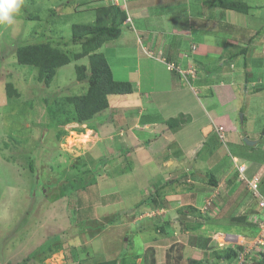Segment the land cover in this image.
<instances>
[{
    "label": "rangeland",
    "instance_id": "1",
    "mask_svg": "<svg viewBox=\"0 0 264 264\" xmlns=\"http://www.w3.org/2000/svg\"><path fill=\"white\" fill-rule=\"evenodd\" d=\"M209 1L122 0L121 8H125L128 15L121 28L124 34L104 44L98 52L105 55L114 79L131 82L133 94L136 92L138 97L136 94L110 97V108L85 124L60 109H70L66 105L68 97L87 92L89 86L78 81L76 67L89 66V58L73 59L69 65L58 69L51 85L47 86L39 81L38 69L19 64L16 51L21 45L50 42L74 57L82 49L70 43L73 26L94 23L97 9L109 6L107 1L24 0L18 22L13 26H0V264H102L110 261L147 264L145 257L150 256L151 248L155 249V264H170L167 254L172 246L173 257H178L179 264L191 261L257 264L251 257L260 253L256 243L261 240L256 239H263L262 230L253 240L248 237L250 222L245 227L231 218L244 219L254 213L250 219L254 222L264 213L258 204L259 197L249 190V181L264 180V0H243L253 7L249 14L221 10L216 4L214 7L208 4ZM142 6L147 9V16H138V8ZM198 20L202 26L204 20H209L210 29L201 27L200 31L207 34L203 43L210 44V50H221L215 41L225 43L221 58L216 59L214 54L202 61L199 72H196L198 64L193 68L195 72H185L160 58L167 71L165 65L151 61L158 57L148 43L145 42L144 47L138 40L142 37V27L151 28L153 30L147 34L161 38L165 52L170 53L173 47L178 57L176 44L185 48L187 43L200 39L195 35L197 31L186 33L194 23V29L199 28ZM242 48H247L246 56L230 59L229 56ZM139 50L144 52L143 58L150 59L142 61L140 75L135 59L139 62L136 54ZM221 61L227 66H238V61L254 62L255 70L249 74L250 92L246 93L242 84L241 91H237L241 92L245 103L240 120L243 118L244 122L252 116V127L256 126L255 141L247 139L255 143L252 148L255 154L251 156L249 147L236 150L231 134L225 137V128L216 123L211 127L213 132L207 133L208 143H204L205 139L203 143L199 140L201 148H197L195 159L194 141L199 139L200 129L208 122L214 124L210 116L204 117L209 101L202 98L209 94L211 85L204 92L199 90V82L203 80L202 84L208 85L207 72L216 69ZM174 70L181 73L177 90L172 87L178 83V76L169 74ZM217 75L212 73L211 80L218 81L221 77ZM224 76L231 81L239 74ZM139 77L143 82L140 85L137 84ZM243 79L242 75L239 81ZM153 85L152 94L147 89ZM9 86L15 91L12 97L7 92ZM254 87L263 90L256 91ZM250 93L251 99H246ZM127 98H130L129 105L124 101ZM152 98L161 110L147 114L154 107ZM140 106L148 109L142 117L136 110L129 112ZM175 117L181 119L180 128L167 131V121ZM150 120L159 127L157 132L151 129L150 133L158 135L165 130L163 138H167V143L149 151L140 150L134 146L142 143L144 126ZM216 132L224 138H218L220 145L208 148L217 137ZM84 134L89 138L86 142L79 137ZM186 148L192 151L188 157L184 152ZM161 152L169 155L162 158ZM32 159L36 161L35 170L31 169ZM168 161L172 164L164 171L160 164ZM201 166L207 169L201 170ZM180 170L189 176L195 171V178L190 179L199 184L210 171L218 178L229 173L228 178L235 183L230 185V180L224 176L217 188L209 187L210 191L190 195L193 182L179 177ZM166 172L179 178L169 182L175 186L173 190L169 185L167 191H159V194L172 192L173 195L159 197L154 205L141 204L144 199L151 201L155 196L157 188L164 184L162 177ZM194 207L200 209L203 216H199ZM193 221H202L203 227L197 231L186 230ZM166 222L169 224H164ZM158 224H163L165 231L158 232L155 228ZM207 238L214 239L222 249L236 247L240 258L235 257L231 262L217 261L205 248ZM59 243L61 248L56 249Z\"/></svg>",
    "mask_w": 264,
    "mask_h": 264
},
{
    "label": "trees",
    "instance_id": "2",
    "mask_svg": "<svg viewBox=\"0 0 264 264\" xmlns=\"http://www.w3.org/2000/svg\"><path fill=\"white\" fill-rule=\"evenodd\" d=\"M208 4H210L213 7L216 4L215 6L221 10H230L243 14H249L250 10H252L253 8L246 1L243 0H221V1L210 0ZM97 11H98L97 19L94 23L75 24L73 26L72 28L73 32H72V37L70 39V43L73 45H80L82 49V51L80 53H76L74 57H71L68 52H65L62 49L54 47L50 42H37L34 44L21 45L18 47L16 51L19 64H21L22 66L34 67L38 69L39 81L41 83L46 84L47 86L51 85L52 81L54 80L57 74L58 69L69 65L73 59L81 60L86 57L89 58L90 61L89 66L78 65L76 67L78 81L86 82L87 85L89 86L87 92L80 96L68 97L66 99L67 102L66 105H69L70 109H65V110L64 109L62 110V108L60 109V111H63L65 114L70 113L74 115V119H76V121L79 122L80 124H85L86 122L92 121L99 114L109 109L110 96H128L133 94V90H134L131 82L117 81L114 79L111 67L105 55L98 52L99 49H101L103 45L106 44L107 42L117 40L121 37L122 35L121 28L123 24L127 21L128 15L126 11L121 7H115L113 5L104 6L102 8L100 6L97 9ZM198 21L200 23V25L198 23L199 25L198 29H201V27H203V29L206 30L210 29L207 26V21L209 20L207 21L204 20L203 26L201 21L200 20ZM194 27H195V23L192 24L189 29H193L194 31H196L197 29H194ZM246 49L247 48H242L239 52L242 53L245 51L244 54H247ZM239 52L233 54V56H231L230 59L236 58L237 56L241 55L239 54ZM219 69H221V65L214 70L211 71L209 70L210 75L212 73H217ZM173 72L181 75V73L175 70ZM248 77L249 75L246 74L245 78ZM209 78L210 76L208 77V79ZM7 92L10 97H12L13 93L15 94L14 89L12 90L10 86L7 89ZM210 94L211 93H209L208 96H210ZM180 120L181 119L178 118H170L167 121L168 127L173 131H177L181 125ZM245 121L246 119L244 120V125H245ZM241 131L242 132L244 131L243 134L246 135L245 127L244 128L242 127ZM215 135H217V137L213 138L212 143L211 145H208V148L216 146L217 143L220 145V142L218 140L220 135L218 133ZM124 154L125 153H121L122 156H125ZM112 158H114V156H112ZM30 164H31V169L35 170L34 167L36 165V161L32 159ZM236 174L234 176H236ZM83 177L84 176H82V179H84ZM219 179L220 178L217 177V174L215 175L213 172L210 171L205 176L204 184L207 185L208 188L209 187L217 188L220 181ZM260 180L261 183L259 181L258 186L261 195H264V180L263 179ZM243 182L247 183L248 180ZM233 183L235 182L233 181L232 184ZM209 190L211 189L209 188ZM159 191L160 190L156 191V195L152 197L151 201H149V199L146 198L141 202V204L146 206L150 204L152 205L157 204L159 197L164 198V196H161L159 194ZM41 194L43 197L45 196V193L43 194V190L41 191ZM193 209L195 210V212L198 213L199 216H203L201 214L200 209H197L195 207ZM252 217H254V213L245 216L244 219L241 218L239 219L238 217L233 216L231 220L240 221L239 223L242 222L243 226L245 227L246 224L250 222L248 229V231L250 230V232L248 237L254 239V237H256L260 231L259 222L261 220L257 219V221L251 222L250 219ZM164 224H169V223L166 222ZM202 227H203L202 221H193L191 223V226L190 225L187 226L186 230L197 231ZM155 228L157 229L158 232L165 231V227L163 224L162 225L158 224ZM212 240L210 238H207L205 240L206 242L205 248H208L210 250L211 256L213 254L217 261L226 259L231 262V260H233L235 257L238 259L240 258V251H238L236 247L231 246L222 249V247L220 248V246L217 245L214 239ZM61 245H62L61 243L57 244L56 249H60ZM173 250L174 247L172 246L170 253L167 254V260H168L167 262L170 264H179L178 257L177 258L173 257L172 254ZM149 251H150V256H148L147 258L145 257V262L147 264H155L156 263L154 259L155 255H153L155 249L151 248ZM254 255L255 256L251 258H253V260L256 261L257 264H264L263 251H260L259 254L256 253ZM259 257H262L261 260H259ZM203 263L205 264V261L202 262V264ZM102 264H117V262L110 261ZM190 264H200V263H198L197 261H191Z\"/></svg>",
    "mask_w": 264,
    "mask_h": 264
},
{
    "label": "crops",
    "instance_id": "3",
    "mask_svg": "<svg viewBox=\"0 0 264 264\" xmlns=\"http://www.w3.org/2000/svg\"><path fill=\"white\" fill-rule=\"evenodd\" d=\"M147 9H145L144 6H142L141 8H138V16L140 15L141 17H143L144 15L147 16ZM131 17H129L130 19ZM201 20V19H200ZM131 21L133 22V20L131 19ZM153 29H147L146 27H142V29L140 30V34L142 35V37H139L138 40L140 39L142 42H143V46L145 45V42L148 43L149 47L151 49H153V51L155 52V55L158 57L157 59H153L151 58L152 60L151 61H158L160 64L162 65H165L161 59H165L166 62L169 64V65H174V67H178L180 68L181 70L185 71V72H192L194 71V66L195 64H198V71L196 72H199V70H201V67H203V65L201 64H204L202 61L204 60H207V59H210V57H212L214 54L216 56V59H220L221 58V50L224 51V47H225V43L223 42H219V41H215V45L217 44L218 46L221 47V50L219 51H215L214 48H213V51L210 50V48L212 47L210 44H205L203 43V39H205L206 37V33H204L205 31L204 30H201L200 29H197L196 31L198 33H195L194 30L192 29H189L186 33H195V35H198L200 39H198L195 43L194 41H192L193 43L189 44L187 43L186 47L183 48L181 45H177L176 46L178 47L179 49V52H178V57H176V54L174 52V48L171 47V51L170 53H166L165 52V48L163 49V45H162V41L161 38L157 39V37L153 36L152 34L151 35H148V31H152ZM151 33V32H150ZM186 33H183V34H186ZM124 34V31H122V35ZM121 35V36H122ZM165 35V34H163ZM179 35V33L177 34ZM187 35V34H186ZM229 36V35H227ZM182 40H179V42H181ZM160 42V44H159ZM233 41H228L229 44H231ZM151 43V44H149ZM182 43V42H181ZM249 44V43H248ZM171 44H169L170 46ZM160 46V47H159ZM162 46V47H161ZM191 46V47H190ZM145 47V46H144ZM188 47L190 48V51H187L188 50ZM184 49V50H183ZM191 49H194V50H191ZM178 51V50H177ZM216 52H219V53H216ZM245 52V51H244ZM244 52H239V54H241L240 56H246V54H244ZM249 52V51H248ZM144 52H142L141 50H139L138 53H136L138 55V58H139V62L137 60V58L135 57L136 59V65H137V73H139L140 75V72H141V65H142V61H150V59L148 60L147 58H143ZM247 53V52H246ZM187 55L189 57H187ZM155 56V57H156ZM121 57H124L122 55H120V58ZM231 57V56H229ZM119 58V59H120ZM161 58V59H160ZM237 58V57H236ZM234 58V59H236ZM243 58V57H242ZM195 59V60H194ZM224 60V59H222ZM238 60V59H237ZM181 61V62H180ZM120 63H124V61H119ZM224 61H221V63L218 65L220 66L221 65V69L218 70L217 74L221 77L220 80L217 81V79H212L211 80V77L208 79V82L209 84L205 85V84H202V81L203 80H200L199 82V90L201 91H204L209 87V85H211V91L209 93L210 96L207 95H203L202 98L205 100V101H209L208 105H206L205 109L207 110V113L206 115H204V117H206L207 115L211 117L212 119V122L214 124H211L210 122H208L207 124H204L203 127L200 129V134H199V139L195 140L194 143L196 144L195 146V156L194 158L197 156V153L199 152V150L197 151V148L199 149L200 145L198 144L199 140L201 139L202 140V143H203V139H205V144H207V140H206V137H208L207 133L209 134V132H213V130L211 131V127L213 125H215L216 123L219 124L218 126H223L225 129H223L225 132L224 135L225 137H227V133L231 134V140L233 141L234 144H232L233 146L237 147L236 150H239L240 148L243 149L244 147L248 148L249 151H250V154L251 156L253 157L255 152L252 151V148L255 146H251V145H247L245 142H244V139H254L253 138V133H257L256 132V126L255 127H252V122H253V118L252 116L246 118V121H245V125H244V122L242 121V119L240 120V115H244L243 114V111L244 108H245V103H244V100L242 98V96L240 95L241 92H238L237 90L241 91V86L243 85V87L245 88V91L246 93L247 92H250V88H249V77L248 78H245L246 74L249 75L251 74L250 72H254L255 70V65H254V62L247 64L245 61L244 62H240L238 61V66L235 65V64H232L231 66H227V65H223ZM110 65V64H109ZM155 64L152 63V67H154ZM250 65H253V66H250ZM147 66L148 67H151L150 64L147 63ZM227 66V67H226ZM111 67V66H110ZM165 68H166V65H165ZM238 68V69H236ZM167 70V68H166ZM213 70V69H212ZM236 70V71H235ZM260 70V68L258 69ZM168 71V70H167ZM211 71V70H210ZM170 72V71H169ZM179 72V71H178ZM195 72V71H194ZM242 72V73H241ZM180 73V72H179ZM239 74V76L235 77V79L229 81L227 77H225L224 75L230 77L231 75L233 76H236V74ZM170 75L174 74L173 76L177 77L178 76V83L175 84L172 89L173 90H177L179 89V82L181 81V75H179L178 73H174V72H170L169 73ZM206 74V73H205ZM207 75L208 77L210 76V72L208 71L207 72ZM217 75V76H218ZM243 75V82L242 81H239L240 78L242 77ZM211 80V82H210ZM139 81L137 84L140 85L142 82V78L139 77V79L137 80ZM136 81V82H137ZM207 81V80H206ZM220 81V82H219ZM211 83V84H210ZM242 84V85H241ZM135 86V84H134ZM236 87H239L238 89H236ZM254 89H256V91H260V90H263L261 88H257V87H254ZM147 90H150L152 92V94L154 93V90H155V85H153V88L150 87V89H147ZM210 90V89H209ZM253 92V91H252ZM196 93V92H195ZM136 94V95H135ZM135 94H131V96L135 95L136 97L137 96V93L135 92ZM198 95V93H196ZM239 95L241 96V98L239 99ZM251 95L252 93L248 94V96H246V99H251ZM130 96V95H129ZM199 96V95H198ZM112 97V96H110ZM151 97L154 98V95H152ZM131 98V97H130ZM130 98H127V99H124V101L126 100L128 105L130 104ZM141 98V97H140ZM153 98H152V105L154 106L153 109H150L148 111V109L146 110L145 107L143 106H140L138 109H129V112H133L136 110V113L138 112V114H140L142 117V114L146 112L147 114H150L152 113H155L156 111L160 112L161 108L155 106V104L153 103ZM245 98V97H244ZM110 99V98H109ZM200 99V98H199ZM137 100V99H136ZM239 100V101H238ZM237 101H238V104H237ZM149 101H145L144 103H147ZM125 103H124V106H125ZM137 103V102H136ZM151 104V103H149ZM127 105V106H128ZM139 105H143V103H139ZM147 106V104H146ZM242 106V107H241ZM124 108V107H123ZM150 108V107H149ZM125 110H127L125 108ZM145 111V112H144ZM226 111H228V113H226ZM181 112V111H180ZM179 112V113H180ZM161 114V113H159ZM174 117V116H173ZM255 117V116H253ZM176 118V117H175ZM137 119V118H136ZM238 120L240 121V123H238ZM255 120V119H254ZM136 121V120H135ZM134 121V122H135ZM133 122V123H134ZM140 121H136V123L138 124ZM132 123V122H131ZM141 123V122H140ZM251 124V126L249 127V125ZM235 125H237V129L235 128ZM240 125V126H238ZM136 126V125H135ZM145 131H144V135H143V139L142 143H135L137 145H135L134 147H138L140 150H145L147 149L148 151L150 149H154L155 147H160L159 145H163V143H167L165 142L167 140V138H163V133H165L166 131L164 130L163 132L161 131V133H159L158 135H153L154 133H150L151 129L153 131L159 129L158 125L155 123V122H148V124H146L145 126ZM168 127V126H167ZM242 127L244 128L245 127V132H246V135L243 134V132L241 131L242 130ZM132 128V127H131ZM167 131H170V128L168 127L167 128ZM173 131V130H171ZM178 131V130H177ZM148 133H150L151 135H149ZM176 133V132H175ZM217 133V132H216ZM250 133V134H249ZM160 134L162 136H160ZM165 136V135H164ZM220 137V136H219ZM151 138V139H150ZM224 138V136H223ZM221 139V138H220ZM226 139V138H225ZM262 139V138H261ZM255 141V139L253 140ZM258 141V140H256ZM138 142V141H137ZM221 144V143H220ZM246 144V146H245ZM145 147L144 149L143 148H140V147ZM182 148H185V147H182ZM201 148V147H200ZM187 151H184L185 152V156L187 155V157L192 153L191 151V148L189 150V148H186ZM256 149V148H255ZM256 151V150H255ZM147 152V151H146ZM183 152V153H184ZM163 152H161L162 154ZM168 153V151H167ZM167 155L169 154H166L165 152L162 154V158L166 157ZM158 156V152L156 153V155H154V158ZM161 158V160H162ZM196 159V158H195ZM172 164L171 161H168L167 163H163V164H160L162 165V168L164 169V171L168 170V167L169 165ZM205 165V164H203ZM202 165V166H203ZM201 166V170H206V169H203ZM166 167V168H165ZM175 167V166H174ZM182 170L178 171L177 173L180 174L179 177H183V178H186L187 180L190 179V177L192 178H195V171H193L192 175L193 176H189L187 175L186 173L184 174L183 172H181ZM233 173V172H231ZM235 173V172H234ZM170 174V175H169ZM225 174V175H224ZM221 177H220V181L221 179L225 176V179H228L230 180L228 177L231 176V174L229 175L224 173ZM258 174V172H257ZM174 173H167L166 172V175H164L162 177L163 179V182L164 184H161L157 190H160V192L164 191V190H168L169 189V185H171L170 183H172V181L174 180V178H179L178 176L177 177H173ZM259 176V175H258ZM166 177V178H165ZM261 177V176H260ZM193 182L191 185V193H189L190 195H195V193L198 191H203V190H207V191H210L208 186L204 184V182H202V184H199L197 182H194L196 180H193V179H190L189 182ZM231 181V180H230ZM229 181V184L232 185V182ZM170 182V183H169ZM221 184V182H220ZM173 190V185L170 186ZM204 191V192H205ZM172 192H165L163 194H161V196H171L173 194H170ZM156 195V193H155ZM175 195V194H174Z\"/></svg>",
    "mask_w": 264,
    "mask_h": 264
},
{
    "label": "clouds",
    "instance_id": "4",
    "mask_svg": "<svg viewBox=\"0 0 264 264\" xmlns=\"http://www.w3.org/2000/svg\"><path fill=\"white\" fill-rule=\"evenodd\" d=\"M106 1L109 5H112L111 2H109L108 0H106ZM23 4H24V0H0V26H13V25H15L18 22V17L21 15ZM115 7H122V5L115 6ZM123 9L125 10V8H123ZM261 178H262V176H261ZM253 180H257V179L255 178ZM258 202H259V200H258ZM259 207H260V205H259ZM260 209H261V207H260ZM254 239H256V238H254Z\"/></svg>",
    "mask_w": 264,
    "mask_h": 264
},
{
    "label": "built area",
    "instance_id": "5",
    "mask_svg": "<svg viewBox=\"0 0 264 264\" xmlns=\"http://www.w3.org/2000/svg\"><path fill=\"white\" fill-rule=\"evenodd\" d=\"M109 2H111L112 5L114 6H120L121 5V0H108ZM175 68V67H174ZM223 135L220 134V137H222ZM259 183L256 182V180H252V182L249 181V189L251 191H253L254 193H256V196L259 197V205L261 207V209L264 211V195H261V193L259 192ZM258 220H261L259 222V225H260V229L262 230L263 234H264V213L262 215V217H258ZM261 235V238H257L256 240H261V241H257L256 245L257 247L260 248V251H263L264 252V235Z\"/></svg>",
    "mask_w": 264,
    "mask_h": 264
},
{
    "label": "bare ground",
    "instance_id": "6",
    "mask_svg": "<svg viewBox=\"0 0 264 264\" xmlns=\"http://www.w3.org/2000/svg\"><path fill=\"white\" fill-rule=\"evenodd\" d=\"M89 131H90V129H89ZM79 137L82 139L83 142H86V140L89 139L85 134L82 136H79ZM221 138L223 139V136ZM79 145H80V143H79Z\"/></svg>",
    "mask_w": 264,
    "mask_h": 264
},
{
    "label": "water",
    "instance_id": "7",
    "mask_svg": "<svg viewBox=\"0 0 264 264\" xmlns=\"http://www.w3.org/2000/svg\"><path fill=\"white\" fill-rule=\"evenodd\" d=\"M244 141L247 143V145H251V146H254L255 145L254 142H249L246 138L244 139Z\"/></svg>",
    "mask_w": 264,
    "mask_h": 264
}]
</instances>
